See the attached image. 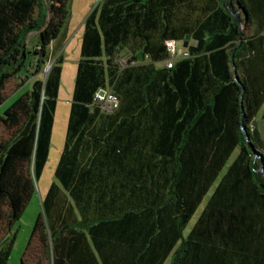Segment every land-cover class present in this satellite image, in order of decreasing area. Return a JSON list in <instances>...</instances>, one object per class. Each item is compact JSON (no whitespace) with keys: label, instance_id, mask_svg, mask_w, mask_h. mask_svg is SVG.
Listing matches in <instances>:
<instances>
[{"label":"trees","instance_id":"obj_1","mask_svg":"<svg viewBox=\"0 0 264 264\" xmlns=\"http://www.w3.org/2000/svg\"><path fill=\"white\" fill-rule=\"evenodd\" d=\"M102 1L83 24L58 184L21 264H264V140L254 125L264 104V0ZM70 3L0 0V105L32 81L0 118V264L50 156L62 55L40 76ZM187 36L188 57L167 67V42ZM121 50L130 58L119 64ZM100 88L119 97L113 113L94 105ZM135 109L170 128L171 146L164 133L155 150L171 159H129L132 144L120 137L133 134ZM243 111L262 160L244 137Z\"/></svg>","mask_w":264,"mask_h":264},{"label":"rangeland","instance_id":"obj_2","mask_svg":"<svg viewBox=\"0 0 264 264\" xmlns=\"http://www.w3.org/2000/svg\"><path fill=\"white\" fill-rule=\"evenodd\" d=\"M102 2H103L102 0H71L70 17L67 21L66 27L63 29L62 32V35H66V36H64L65 38H62L61 51L55 53L54 59L50 60L49 64L45 68L44 73L40 76L41 78H43L44 74H46L48 66L51 64L53 65L55 60L57 59V56L63 54L62 78L60 83V90L57 96V108L55 112V122H54V128H53V134L51 140L50 156L44 171L36 181V192L34 196L29 202L21 220L15 225V231L17 232V239L7 264H21V260L24 256L25 250L32 236L35 222L37 218L40 216V214L43 213L42 201L45 200V198L47 197L51 185L53 183L58 184L55 173L66 142L71 104L73 102V94H74L73 92H74V85L77 74V66L80 59L81 40L84 31L83 23L85 19L89 16V14H91V12H93L96 7L101 5ZM34 35H36V33L31 34L28 38V44L30 49L38 42V40H35ZM180 46L181 44L178 42L177 48L179 49ZM52 52L53 50L50 48L49 51L50 58H52L53 56ZM129 58L130 55L125 51H121L117 55V61L119 64L124 61H127ZM18 85L19 83L16 84L15 81L11 82L7 88V91L8 92L14 91L18 87ZM31 88H32V81H29L25 83L23 86H21L12 95H10L0 105V118L4 116L5 111L10 106H12V104L17 99H19L26 92L30 91ZM262 110L264 112V107ZM262 115L258 116L257 125L261 130V132L263 133V137H264V121L262 120ZM238 152L239 149L236 151L232 159L229 160L227 166L222 171L220 178H222V176H224L225 173H227L229 166L235 160ZM212 193L213 191L205 198L206 200L204 201L203 205L196 212L188 228L186 229L185 232L186 236L189 234L194 224L200 217L201 212L203 211L208 200L210 199ZM169 263L170 261H168L166 264Z\"/></svg>","mask_w":264,"mask_h":264},{"label":"crops","instance_id":"obj_3","mask_svg":"<svg viewBox=\"0 0 264 264\" xmlns=\"http://www.w3.org/2000/svg\"><path fill=\"white\" fill-rule=\"evenodd\" d=\"M83 27H84V25H83ZM64 36H66V35H60V37H61V38L59 37L60 39L58 38L57 40H55L54 42H52L50 48L53 50V52H52V55L53 56H52L51 59H54V55H55L56 52H60L61 51V48H62V46H61L62 45V38H65ZM83 36H84V31H83ZM83 36H82V40H81V50H82ZM34 37H35V40H38V33H36V35H34ZM179 43L181 44V46H180L179 49H185L184 48V45H183V42L182 41H179ZM37 45H38V42H37V44H35L34 46H32L31 49L30 48L29 49L30 50H34L37 47ZM121 51L127 52V50H121ZM80 58H81V52H80ZM62 59H63V54H62ZM145 63L147 64V63H149V61H146ZM163 66H164V64H162V63L161 64L160 63L157 64V68H162ZM27 82H29V81H27ZM263 107H264V104L262 105L261 109L257 113V116L255 118L254 125L259 130V132L261 133V136H262V138L264 140L263 133L261 132V130L259 129V127L257 125V118H258V116H261L262 113H263L262 120L264 121V112L262 110ZM120 114H121V117H127L126 110H122ZM153 114L154 113L151 110H148V109L147 110L146 109H135L130 114L131 116L136 117V119H135L136 125H134V128L131 131L133 134H131V136H128L127 134H125V135H121V137H120V140L122 141V145L123 144H126L127 142H131V144H132V147H133L134 151L131 152V154L129 156V159H171V156H169L168 154H162V153L157 152L155 150V146L158 145L159 142L162 140V138H163L162 137V134H164V133H166L167 136H168V142H169L168 147L171 146V140H170V132L171 131H170V128L168 126L165 127L164 125H162V126L153 125V121H152V116H154ZM165 116L166 117L169 116L167 112L166 113L165 112L163 113V118ZM163 141H164V138H163ZM237 150L238 149L235 150L234 154L231 156L230 159H232V157L235 155V153H236ZM50 151H51V147H50ZM238 154H239V152H238ZM238 154H237V156H238ZM219 180H220V178L216 181V183L211 188V190L209 191V193L205 196V198L212 191L214 193V190H215L216 186L218 185ZM212 194H211V196H212ZM205 198H204L202 204L200 205V207L203 205L204 201L206 200ZM206 205H205V207H206ZM205 207H204V209H205ZM204 209H203V211H204ZM202 212H201V214H202ZM185 232H186V230H185ZM185 232H184V235L186 236Z\"/></svg>","mask_w":264,"mask_h":264},{"label":"built area","instance_id":"obj_4","mask_svg":"<svg viewBox=\"0 0 264 264\" xmlns=\"http://www.w3.org/2000/svg\"><path fill=\"white\" fill-rule=\"evenodd\" d=\"M170 58L166 62V66L171 68L174 62L180 58L188 57V52L185 49H178L174 41L167 42ZM94 105L101 108L105 113H113L119 108V97L108 88H100L94 95Z\"/></svg>","mask_w":264,"mask_h":264},{"label":"water","instance_id":"obj_5","mask_svg":"<svg viewBox=\"0 0 264 264\" xmlns=\"http://www.w3.org/2000/svg\"><path fill=\"white\" fill-rule=\"evenodd\" d=\"M237 19H238V21H239V18H237ZM189 40H190V36H187V37H186V42H185V44H184V48H186V47L188 46V44H189ZM51 67H52V64L48 66V69H47V71H46V76L48 75V73H49ZM237 81H238V79H237ZM238 82H239V81H238ZM239 83H240V82H239ZM244 117H245V113H244V111H243V112H242V131H243L244 137H245V139H246V141H247V143H248V146L250 147L252 153L254 154L255 158H257L258 156H260V159L262 160V159H263V156L260 155V153L256 150V148H255V147L253 146V144H252V141H251L250 135H249V133H248V131H247V127H246L245 124H244ZM261 162H262V161H261ZM261 173L264 175V171H263V170H261Z\"/></svg>","mask_w":264,"mask_h":264}]
</instances>
